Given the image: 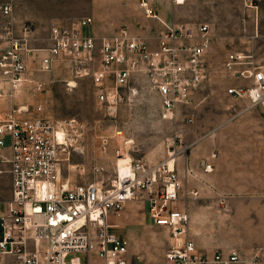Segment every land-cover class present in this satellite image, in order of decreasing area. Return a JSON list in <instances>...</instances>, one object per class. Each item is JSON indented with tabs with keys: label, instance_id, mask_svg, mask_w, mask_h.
I'll use <instances>...</instances> for the list:
<instances>
[{
	"label": "built area",
	"instance_id": "1",
	"mask_svg": "<svg viewBox=\"0 0 264 264\" xmlns=\"http://www.w3.org/2000/svg\"><path fill=\"white\" fill-rule=\"evenodd\" d=\"M15 1L2 5L5 16H12ZM185 1L172 0L177 5ZM141 5L156 15L147 1ZM92 23V17L52 21L47 44L41 46L33 43L40 38L32 23H22L17 32L12 23L5 27L8 44L0 52V163L5 167L0 173H9L11 197L0 211V259L13 255L16 264H129L130 243L111 231L116 224L110 217L118 216L128 201L144 199L153 223L170 232L166 264H258L261 247L246 259L236 248L202 249L191 237L187 210L175 206L184 189L175 156L173 165L169 158L150 165L127 153L130 173L121 175L118 169L110 187L72 183L62 176L70 154L65 128L44 115L42 104L22 99L24 93L45 91L42 73L68 63L75 78L91 79L97 103L111 116L136 98L137 77L142 76L156 92L163 116L175 120L184 113L187 123L194 122V114L184 109L193 105L208 78L209 23L161 20L163 27L151 38L127 27L108 36L86 33ZM247 58L240 51L228 55L225 69L248 82L229 86L227 94L264 111V66L243 68L252 64ZM117 155L119 160L124 153ZM212 166L207 163L205 171Z\"/></svg>",
	"mask_w": 264,
	"mask_h": 264
},
{
	"label": "rangeland",
	"instance_id": "2",
	"mask_svg": "<svg viewBox=\"0 0 264 264\" xmlns=\"http://www.w3.org/2000/svg\"><path fill=\"white\" fill-rule=\"evenodd\" d=\"M6 1L0 0V26L5 19L1 6ZM146 1L151 13L169 24H210L208 78L196 92L193 105L184 109L194 114V122L183 120L184 113L175 120L165 118L156 92L142 76L137 77L140 92L136 98L123 103L117 115H108L96 101L91 79L75 78L68 63L42 73L45 91L36 96L24 93L22 99L42 104L44 115L65 128L70 154L63 162L62 176L72 183L99 182L110 187L118 173L119 150L150 165L174 154L184 182L182 194L189 197L184 203L191 237L202 249L237 247L250 258L257 247L264 249V111L227 94L229 86L248 81L231 75L224 63L231 52L240 51L252 62L243 68L264 66V0H187L181 5L171 0ZM141 3L19 0L13 14L17 20L33 22L38 43L46 45L47 23L57 17H92L97 31L105 34L127 27L146 35L162 28L159 18L150 16ZM67 81H73L71 86ZM210 161L213 170L206 172ZM10 180L9 173H0L1 212L7 208ZM194 187L199 192L191 196ZM110 222L116 224L111 231L130 243L129 264H166L170 232L153 223L144 199L128 201ZM75 255L85 259V255ZM0 264H16V260L4 255Z\"/></svg>",
	"mask_w": 264,
	"mask_h": 264
},
{
	"label": "crops",
	"instance_id": "3",
	"mask_svg": "<svg viewBox=\"0 0 264 264\" xmlns=\"http://www.w3.org/2000/svg\"><path fill=\"white\" fill-rule=\"evenodd\" d=\"M17 1H19V0H17ZM17 1H15V2H17ZM146 1V0H145ZM172 1V0H171ZM187 1V0H186ZM185 1V2H186ZM6 2H8V1H6ZM5 2V3H6ZM14 2V3H15ZM184 2V3H185ZM147 3H148V7H149V2L147 1ZM183 3V4H184ZM177 5V4H176ZM179 5H181V4H179ZM150 8V7H149ZM160 11V13L161 14H163V15H167V13H166V11H165V9H161V10H159ZM13 13H14V11H13ZM1 14H2V16L5 18L4 20H3V22H2V24H1V26H0V52L4 49V48H6V46H7V44H8V42H7V40H6V38H5V27L6 26H8V25H10L11 23L14 25V29H15V31L17 32V31H19L20 30V27H21V25H22V23H24V22H30V23H32L33 24V27H34V29H35V32H36V26L34 25V23L33 22H31V21H29V20H17L16 18H15V16H14V14H12V16L11 17H7V16H5L3 13H2V6H1ZM156 14V13H155ZM153 16V15H152ZM154 17V16H153ZM155 17H157V18H159V20H160V22H161V20L162 21H164V22H166L165 21V19H163L162 17H159L157 14L155 15ZM73 19H77L76 17L74 18H67V19H65V18H51L49 21H48V23H47V35L46 36H44V38L45 37H47L48 35H49V32H50V24H51V22L52 21H60V22H68V21H71V20H73ZM167 23V22H166ZM186 23H188V22H186ZM189 23H191V22H189ZM194 23H199V22H194ZM90 27V31L89 32H86V33H91V34H93V35H96V36H108V35H112V34H105V33H101V32H99V31H97V29H96V27H94V25H93V23L89 26ZM161 28H159V30H160ZM158 30H156V31H154V32H151L150 34H146V35H144V34H139V33H134V32H132V33H134V34H138V35H141V36H144V37H148V38H151V37H153L154 35H155V33L157 32ZM115 34V33H114ZM37 36V35H36ZM38 37V36H37ZM38 41L39 40H35L33 43L35 44V45H38V46H41V44L40 43H38ZM208 163H212L211 161L210 162H208ZM212 165H213V163H212ZM5 166V164H3V163H0V168H3ZM213 167V166H212ZM209 172H211V171H209ZM196 189H198V188H192L191 190H194V191H197ZM190 190V191H191ZM198 192H199V190H198ZM9 198L11 197V180H10V183H9ZM188 195V194H187ZM184 196L183 194H181V197H182V199L180 200V201H178L176 204H175V206L176 207H178V208H180V209H185V210H187L186 208H185V201H188V199H189V197L188 196ZM191 196H193L192 194H190ZM179 203H180V206H179ZM113 216H115V215H111V217H113ZM110 217V218H111ZM200 247V246H199ZM261 247V246H260ZM260 247H257L256 248V251H255V253L256 252H258V250L260 249ZM234 248H236V249H238L237 247H232V248H229V249H224V250H230V249H234ZM262 249L261 250H259V257H258V264H262V262H260L261 261V258H262V256H263V251L262 250H264L263 249V247H261ZM206 250H208V251H210V252H213V251H215V250H217V249H214V248H206ZM239 250V249H238ZM240 251V250H239ZM255 253H253V255H252V257H250V258H246V259H251V258H253V256H254V254ZM262 253V254H261ZM261 254V255H260ZM263 259V258H262Z\"/></svg>",
	"mask_w": 264,
	"mask_h": 264
},
{
	"label": "bare ground",
	"instance_id": "4",
	"mask_svg": "<svg viewBox=\"0 0 264 264\" xmlns=\"http://www.w3.org/2000/svg\"><path fill=\"white\" fill-rule=\"evenodd\" d=\"M155 16V15H153ZM59 135L61 136V139H64L65 132L63 130L59 131ZM170 163L173 165L174 164V154L170 155L169 157ZM118 169L121 175H125L130 173V168H129V156L127 155H121V157L118 160Z\"/></svg>",
	"mask_w": 264,
	"mask_h": 264
}]
</instances>
